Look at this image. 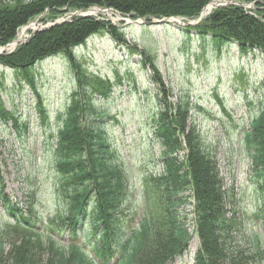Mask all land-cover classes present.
<instances>
[{
    "label": "trees",
    "instance_id": "16d2710c",
    "mask_svg": "<svg viewBox=\"0 0 264 264\" xmlns=\"http://www.w3.org/2000/svg\"><path fill=\"white\" fill-rule=\"evenodd\" d=\"M213 1L217 0H0V49L44 14V21L54 23L68 13L96 7L112 9L132 20H195ZM236 1L256 3L254 11L239 6L218 8L184 32L210 39L219 53L235 45L243 57L264 59V0ZM120 31L109 22L78 17L32 34L13 54L0 56V66L14 71L33 89L34 67L58 56L69 60L76 82L65 112L56 118L60 126L55 139V171L68 207L50 219L51 225L59 228L57 236L68 233L71 243L63 245L60 239L39 231L8 244L0 234V264H169L188 253L195 236L199 248L194 264H264L261 238L246 235L248 219L242 213L239 192L221 176L193 122L191 103L185 97L175 102L166 97L169 93H165L154 58L142 52L144 68L151 69L150 81L159 91L151 140L162 149V167L158 176L142 179L148 211L140 224L128 227L121 220L119 210L127 195L130 171L104 127L107 112L102 107L117 88L110 79L88 73L74 55L75 49L97 34L126 44V35ZM260 88L259 114L250 119L242 142L250 163L249 182L261 196L255 217L264 225V79ZM40 114L45 121L42 106ZM9 124L18 129L17 115L7 111L0 100V175L3 131ZM154 196L162 199V206L150 207ZM5 205L11 208V201ZM23 223L27 229L33 228L32 223ZM44 252L50 253L48 261L41 259Z\"/></svg>",
    "mask_w": 264,
    "mask_h": 264
},
{
    "label": "rangeland",
    "instance_id": "374dc122",
    "mask_svg": "<svg viewBox=\"0 0 264 264\" xmlns=\"http://www.w3.org/2000/svg\"><path fill=\"white\" fill-rule=\"evenodd\" d=\"M246 6L247 11H254V5ZM86 13H68L58 21L70 22L75 19L73 15ZM88 14L97 21L109 22L126 35V44H121L110 35L97 34L74 50L88 73L110 79L117 88L109 103L102 107L107 112L104 127L121 162L130 171L127 195L119 210L121 220L128 227L140 224L148 211L143 196L147 187L142 179L158 176L162 167V149L151 140L159 91L150 81L151 69L144 68L142 52L154 58L165 93H169L166 97L173 102L185 97L191 103L193 122L205 138L209 153L216 159L221 176L228 186L234 185L239 192L242 213L248 219L246 235L260 237L264 250V225L255 217L261 196L249 182L250 163L242 142L250 119L259 114L264 59L243 57L235 45H228L219 53L210 39L184 32L198 25L199 19L139 21L97 8L89 9ZM45 17L44 14L25 27L28 29L23 44L35 31L48 30L53 25L44 21ZM31 25H35L34 30L29 29ZM21 32L22 29L18 33ZM69 65V60L63 56L37 64L32 72L36 89L19 80L14 71L0 66V100L7 111L17 115L19 125L15 129L9 124L3 131L0 234L8 244L20 242L25 235L39 231L51 239H60L63 245L71 243L68 233L63 232L59 238V228L50 223L56 212H66L68 207L59 189L61 182L55 171L54 151L60 126L56 118L65 112L76 86ZM41 106L46 111L45 121L40 114ZM10 201L11 208H8L5 204ZM154 204L162 206L163 201L154 196V202L149 205ZM23 221L32 223L33 228L27 229ZM198 248L199 240L195 236L188 253L169 264H194ZM8 250L6 247L5 252ZM86 250L91 252V244H86ZM50 257V253L44 252L41 259L48 261Z\"/></svg>",
    "mask_w": 264,
    "mask_h": 264
},
{
    "label": "water",
    "instance_id": "95a60500",
    "mask_svg": "<svg viewBox=\"0 0 264 264\" xmlns=\"http://www.w3.org/2000/svg\"><path fill=\"white\" fill-rule=\"evenodd\" d=\"M233 5H236L235 3H233V2H228V1H217V2H213V3H211L210 5H209V7L212 9H215V8H219V7H224V6H233ZM208 7V8H209ZM241 7H243V6H241ZM243 8H246V7H243ZM207 9V8H206ZM205 9V10H206ZM77 15H73L72 16V19L73 18H75ZM83 17H85V18H87V17H89V15H84ZM202 17H203V15L201 16V18H200V20L198 21V23H200V21H201V19H202ZM64 23H67V22H65V21H58L57 23H55V24H53V25H51L49 28H52L53 26H57V25H61V24H64ZM135 23H138V22H135ZM157 23H162V22H157ZM189 25H191V24H189ZM47 28V27H46ZM49 28H47V29H49ZM44 30H46V29H44ZM40 31V30H39ZM39 31H35L34 33H37V32H39ZM17 41V39L13 42V43H11L9 46L11 47L15 42ZM20 43H18V45H19ZM17 45V46H18ZM8 48H4V49H2V50H0V56L1 55H5V53H7L8 51ZM15 50V49H14ZM14 50H12V51H9L8 52V54H12L13 52H14Z\"/></svg>",
    "mask_w": 264,
    "mask_h": 264
},
{
    "label": "bare ground",
    "instance_id": "6f19581e",
    "mask_svg": "<svg viewBox=\"0 0 264 264\" xmlns=\"http://www.w3.org/2000/svg\"><path fill=\"white\" fill-rule=\"evenodd\" d=\"M211 11H212V9L209 7V8H207V9L205 10V12H204L203 15H204V16H207ZM178 22H179V21H178ZM34 28H35V25H31V27H30L29 29H30V30H34ZM27 29H28V28H27ZM27 29L24 28V29L22 30V32L19 33V35L17 36V37H18V38H17V41L11 46V49H15V48L17 47L18 43H21V42H23V41L25 40Z\"/></svg>",
    "mask_w": 264,
    "mask_h": 264
}]
</instances>
